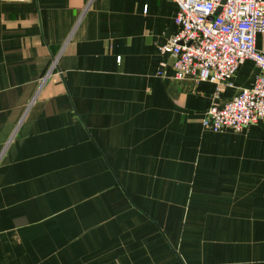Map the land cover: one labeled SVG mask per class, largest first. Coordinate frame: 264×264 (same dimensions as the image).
<instances>
[{
    "label": "crops",
    "instance_id": "obj_1",
    "mask_svg": "<svg viewBox=\"0 0 264 264\" xmlns=\"http://www.w3.org/2000/svg\"><path fill=\"white\" fill-rule=\"evenodd\" d=\"M176 14L0 0V264H264V121L201 127L259 70L174 80Z\"/></svg>",
    "mask_w": 264,
    "mask_h": 264
},
{
    "label": "built area",
    "instance_id": "obj_2",
    "mask_svg": "<svg viewBox=\"0 0 264 264\" xmlns=\"http://www.w3.org/2000/svg\"><path fill=\"white\" fill-rule=\"evenodd\" d=\"M171 1L177 6V31L159 47V54L172 59L174 80L211 83L217 98L231 87L232 78L245 61L253 62L259 70L250 88L221 107L210 106L201 119L202 129L241 132L264 121V47L256 49V37L264 35V0ZM54 67L55 62L49 72Z\"/></svg>",
    "mask_w": 264,
    "mask_h": 264
},
{
    "label": "water",
    "instance_id": "obj_3",
    "mask_svg": "<svg viewBox=\"0 0 264 264\" xmlns=\"http://www.w3.org/2000/svg\"><path fill=\"white\" fill-rule=\"evenodd\" d=\"M223 3H224V1H223ZM219 12H220V8L217 10L216 14H218Z\"/></svg>",
    "mask_w": 264,
    "mask_h": 264
}]
</instances>
